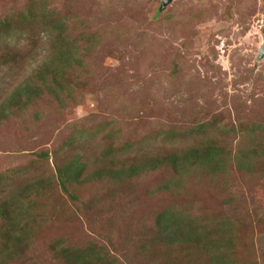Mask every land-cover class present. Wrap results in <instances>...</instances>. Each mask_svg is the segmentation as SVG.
Here are the masks:
<instances>
[{
    "label": "rangeland",
    "instance_id": "rangeland-1",
    "mask_svg": "<svg viewBox=\"0 0 264 264\" xmlns=\"http://www.w3.org/2000/svg\"><path fill=\"white\" fill-rule=\"evenodd\" d=\"M162 6L0 0L14 31L0 29V264H81L71 256L94 251L105 260L91 264H210L161 233L159 215L172 209L234 264H264V0ZM42 8L85 32L83 64L48 84L57 93L36 77L48 40ZM206 143L222 167L154 165ZM68 166L82 175L67 192L58 169ZM98 171L124 177L96 180ZM6 234L23 239L21 250L8 249ZM206 246L192 244L205 257Z\"/></svg>",
    "mask_w": 264,
    "mask_h": 264
},
{
    "label": "trees",
    "instance_id": "trees-1",
    "mask_svg": "<svg viewBox=\"0 0 264 264\" xmlns=\"http://www.w3.org/2000/svg\"><path fill=\"white\" fill-rule=\"evenodd\" d=\"M37 1V0H35ZM36 4H33L28 12L31 14V18L37 15H33V11L36 8ZM43 9V8H42ZM42 20L41 27L46 31V59L38 67V72L36 74L37 80L40 83V87L48 88L50 92L57 93L59 90H62L60 84L56 85V87L51 86L48 87V84L53 79L55 83L58 81V77H61V71L70 70L72 68V64L82 65L83 61L77 49V41L79 37H83L82 34L85 33L83 31V27L79 26H72L70 25L69 20H61L57 19L56 14L54 12H49L48 10L43 9L41 14L39 15ZM36 20V19H35ZM11 20L9 19H0V29H2L3 33H6L8 36H13L14 31L11 29L9 25ZM76 41V42H75ZM34 89L31 87L29 88V92L33 93ZM29 94V96L31 95ZM8 101V102H7ZM7 104H2V111L10 109L11 104L8 99L3 101ZM10 115V114H9ZM8 115H5L0 112V126L4 123V118H7ZM7 120V119H6ZM205 128H202L201 132ZM207 131V130H206ZM205 131V133H206ZM175 132H170L169 136H174ZM199 145V144H198ZM206 145V146H203ZM200 147L196 145L190 146L184 153L182 154H173V156L164 158L162 160H155L154 165H165L166 163L170 164L173 167V170L176 174H180L182 169L188 167L190 164L194 163L199 166V164H210L214 166V168L218 169L222 167V162L220 159V149L217 147L216 144L213 143H206L200 144ZM48 157V155H47ZM241 165V164H240ZM248 164H243L239 166L241 169L247 168ZM251 168V167H250ZM80 171V172H79ZM134 171V169L132 170ZM95 179L101 180L104 179V175L107 174L115 180L122 179L124 176L122 173H112V172H103L98 171L95 172ZM82 175V172L79 168H74L72 166H68L64 169H58V178L61 183L63 189L68 192L67 185L71 183V181L77 180ZM176 187L179 188L177 185L170 186L167 185L166 188L171 190L172 188ZM7 206L3 207L1 214V219H6L8 215ZM3 220V221H4ZM2 221V224H3ZM17 228L20 231L24 228L23 219H17ZM14 225V222H13ZM7 227V225L5 226ZM158 227L161 230V233L167 240H171L169 242L172 243L174 249L179 250L180 253L186 254L187 257L190 259H202L207 258L210 264H234V259L231 255L227 252L215 251V243L217 241H204V234L200 230L197 225L187 223L184 217L179 218L176 212L172 210H167L159 215L158 218ZM15 230L10 231L13 233ZM18 231V232H19ZM16 233V231L14 232ZM4 238L8 237L7 247L11 249L13 253L18 252L21 250V244L23 239L16 237L15 241L12 242L8 234L3 236ZM202 243H205L207 246V250L205 251L206 257L202 256L203 254L196 251L192 244H196L201 246ZM210 247V248H209ZM209 248V249H208ZM71 253L69 250H66L64 253ZM75 261L81 262V264H91L92 260H100L97 258V255L94 251L92 255L90 254H82L78 257L77 255L71 256ZM70 260V259H69ZM104 258L100 261L104 262Z\"/></svg>",
    "mask_w": 264,
    "mask_h": 264
},
{
    "label": "water",
    "instance_id": "water-1",
    "mask_svg": "<svg viewBox=\"0 0 264 264\" xmlns=\"http://www.w3.org/2000/svg\"><path fill=\"white\" fill-rule=\"evenodd\" d=\"M171 3V0H163V8L161 9V11L164 10V8H166L168 6V4ZM260 56L263 58L264 57V37H263V45L261 47L260 50Z\"/></svg>",
    "mask_w": 264,
    "mask_h": 264
}]
</instances>
